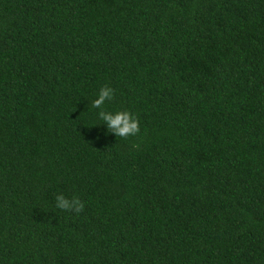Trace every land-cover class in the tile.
Listing matches in <instances>:
<instances>
[{"label": "trees", "instance_id": "trees-1", "mask_svg": "<svg viewBox=\"0 0 264 264\" xmlns=\"http://www.w3.org/2000/svg\"><path fill=\"white\" fill-rule=\"evenodd\" d=\"M0 264H264V0H0Z\"/></svg>", "mask_w": 264, "mask_h": 264}, {"label": "clouds", "instance_id": "clouds-1", "mask_svg": "<svg viewBox=\"0 0 264 264\" xmlns=\"http://www.w3.org/2000/svg\"><path fill=\"white\" fill-rule=\"evenodd\" d=\"M113 97L114 90L110 86H103L99 89L95 99L92 100L91 107L100 110L97 116L99 121L105 123L107 133L121 138L135 136L140 131V122L133 113L128 110H104L105 102L111 101ZM55 207L59 210H72L79 213L83 210L84 203L77 196L68 198L63 193H59L55 197Z\"/></svg>", "mask_w": 264, "mask_h": 264}]
</instances>
